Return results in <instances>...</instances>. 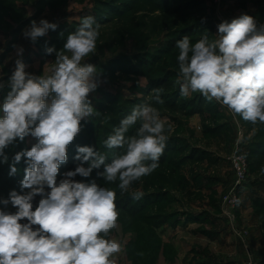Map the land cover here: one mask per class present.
Returning <instances> with one entry per match:
<instances>
[{"label":"rangeland","instance_id":"374dc122","mask_svg":"<svg viewBox=\"0 0 264 264\" xmlns=\"http://www.w3.org/2000/svg\"><path fill=\"white\" fill-rule=\"evenodd\" d=\"M241 14L264 24V0H0V106L10 91L8 78L16 59H22L27 72L41 75L55 59V53L46 54V47L61 50L84 17L93 16L100 25L96 51L85 58L97 67L98 87L89 99L98 114L81 122L58 181L80 163L74 159L77 146L104 153L106 163L120 154L122 149H107L104 141L136 105L151 103L166 120V129L171 126L159 166L127 192L120 191L118 181L106 183L97 175L103 166L87 178H74L95 180L116 192L118 228L110 236L124 248L117 264H264V124L244 121L215 100L207 102L216 112L204 116L171 112L150 99L148 85L150 78L174 71L179 89V50H171L172 45L185 35L194 43L206 31L215 39L219 23ZM40 19L58 27L33 43L23 32ZM17 46L24 49L22 57L17 56ZM138 127L139 122L128 135ZM36 142L29 135L4 149L9 160L0 162V200L8 199L12 190L21 192L25 160L9 175L12 158ZM191 150L209 153L212 159L190 162ZM235 156L245 163V177L237 187ZM232 190L237 204L227 215L223 201ZM136 191L143 193L139 200L132 198ZM40 198L35 197L34 207ZM0 209L15 211L10 203H0Z\"/></svg>","mask_w":264,"mask_h":264},{"label":"clouds","instance_id":"9594fccd","mask_svg":"<svg viewBox=\"0 0 264 264\" xmlns=\"http://www.w3.org/2000/svg\"><path fill=\"white\" fill-rule=\"evenodd\" d=\"M57 27L47 19L33 20L23 36L35 43ZM99 27L93 16L84 17L61 50L46 47L55 59L41 75L27 72L21 58L15 61L10 91L0 106V162H8L4 149L17 139L31 135L37 142L12 158L9 175L17 172L22 158L26 167L21 192L12 190L0 200L15 209H0V264H117V254L124 250L110 236L118 228L116 192L95 180L74 178H87L103 166L97 175L106 183L118 181L120 191L127 192L159 166L171 126L166 129V120L151 103L136 105L104 141L107 149H122L120 154L106 163L104 153L77 146L74 159L80 163L57 180L81 122L98 114L89 99L98 87L97 67L85 58L96 51ZM217 29L215 39L206 31L194 43L187 35L176 42L180 95L199 93L244 121L264 124V24L241 14ZM23 52L17 46V56ZM163 91L154 89L150 99L163 104ZM137 122L135 134L128 135ZM142 195L136 191L132 198ZM37 196L41 198L34 207Z\"/></svg>","mask_w":264,"mask_h":264},{"label":"trees","instance_id":"16d2710c","mask_svg":"<svg viewBox=\"0 0 264 264\" xmlns=\"http://www.w3.org/2000/svg\"><path fill=\"white\" fill-rule=\"evenodd\" d=\"M182 8H177L176 12L181 11ZM176 49V45H172L171 50ZM175 67L179 69L178 62H176ZM176 75L174 71H167L162 77L148 80V85L150 91L153 92L154 89L163 88L164 91L160 94L161 99L164 101V106L171 112H185L187 116H204L206 112L213 113L216 112V108L211 105L203 96H198L194 100L185 101L180 95L179 89H176L174 85V80ZM175 86V87H174ZM189 152L188 160L190 162H200V161H211L209 153L206 152ZM131 205H128L130 208Z\"/></svg>","mask_w":264,"mask_h":264},{"label":"built area","instance_id":"2783aa9c","mask_svg":"<svg viewBox=\"0 0 264 264\" xmlns=\"http://www.w3.org/2000/svg\"><path fill=\"white\" fill-rule=\"evenodd\" d=\"M234 158L235 159H233V167H234V171L236 173L235 174L236 175L235 187H237L238 185H240V183L243 181V179L245 177V163H244V160L241 156H235ZM233 191L234 190H232L229 194H227L224 197L223 206H224L226 213H227V209L231 213L230 209L233 208L234 206H236V204H237L236 199H235L236 198L235 193ZM228 214L229 213H227V215ZM250 264H255V263H250Z\"/></svg>","mask_w":264,"mask_h":264}]
</instances>
